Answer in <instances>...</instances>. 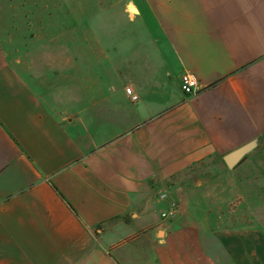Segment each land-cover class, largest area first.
I'll use <instances>...</instances> for the list:
<instances>
[{"label": "crops", "instance_id": "crops-1", "mask_svg": "<svg viewBox=\"0 0 264 264\" xmlns=\"http://www.w3.org/2000/svg\"><path fill=\"white\" fill-rule=\"evenodd\" d=\"M136 6L120 34L78 20L50 52L67 62L26 73L0 35V264H264V0ZM212 158L179 205L173 178Z\"/></svg>", "mask_w": 264, "mask_h": 264}, {"label": "rangeland", "instance_id": "rangeland-1", "mask_svg": "<svg viewBox=\"0 0 264 264\" xmlns=\"http://www.w3.org/2000/svg\"><path fill=\"white\" fill-rule=\"evenodd\" d=\"M137 1L0 0V35L9 59L16 67H22L25 70L24 73L32 69L33 66L45 65L50 67L56 66V64H65L67 60H58L57 56H50V52L57 53L59 49L62 52L73 51L72 44H58L57 37L59 35L72 37L76 33L74 26L78 20L97 15L99 19L104 21L106 14L112 16L115 31L120 34L123 26L128 25L130 27L128 22L138 21ZM132 6L135 7V10ZM108 20H110L111 26L112 19L109 18ZM138 23L136 22L134 25L135 31L140 28ZM51 39L52 42H50ZM160 41L163 57L166 58L168 65L166 75L169 82L167 84L171 86L173 72L172 66L169 64L172 58L164 39L161 38ZM66 56L68 57V55ZM226 168L221 159L212 158L200 161L187 172L177 174L173 178V185L177 186L175 199L178 204L185 202L184 193L187 182L203 178L217 179L219 172Z\"/></svg>", "mask_w": 264, "mask_h": 264}, {"label": "built area", "instance_id": "built-area-1", "mask_svg": "<svg viewBox=\"0 0 264 264\" xmlns=\"http://www.w3.org/2000/svg\"><path fill=\"white\" fill-rule=\"evenodd\" d=\"M180 86L182 91L187 95L195 94L199 90V83L195 73L191 71H185L181 75ZM126 91L131 94L132 99H137L138 94L134 93L131 87H127ZM179 211L178 207L172 203V207L162 212L163 217L173 216Z\"/></svg>", "mask_w": 264, "mask_h": 264}, {"label": "water", "instance_id": "water-1", "mask_svg": "<svg viewBox=\"0 0 264 264\" xmlns=\"http://www.w3.org/2000/svg\"><path fill=\"white\" fill-rule=\"evenodd\" d=\"M256 145V141H250L230 152H228L224 157V162L225 164L232 168L234 167L242 158L245 154H247L250 150H252Z\"/></svg>", "mask_w": 264, "mask_h": 264}]
</instances>
